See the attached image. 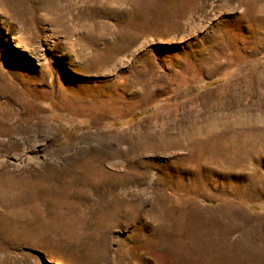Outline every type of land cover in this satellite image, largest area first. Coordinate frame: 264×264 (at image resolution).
<instances>
[{
  "label": "rangeland",
  "instance_id": "obj_1",
  "mask_svg": "<svg viewBox=\"0 0 264 264\" xmlns=\"http://www.w3.org/2000/svg\"><path fill=\"white\" fill-rule=\"evenodd\" d=\"M0 264H264V0H0Z\"/></svg>",
  "mask_w": 264,
  "mask_h": 264
},
{
  "label": "bare ground",
  "instance_id": "obj_2",
  "mask_svg": "<svg viewBox=\"0 0 264 264\" xmlns=\"http://www.w3.org/2000/svg\"><path fill=\"white\" fill-rule=\"evenodd\" d=\"M14 46L15 47H17L20 51H23V49L22 48H20V46L19 45H16V44H14Z\"/></svg>",
  "mask_w": 264,
  "mask_h": 264
}]
</instances>
